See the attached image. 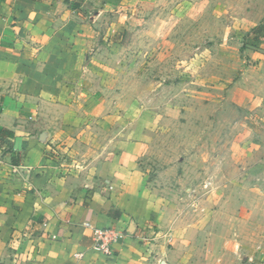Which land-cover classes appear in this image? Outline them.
Here are the masks:
<instances>
[{
    "label": "crops",
    "instance_id": "obj_1",
    "mask_svg": "<svg viewBox=\"0 0 264 264\" xmlns=\"http://www.w3.org/2000/svg\"><path fill=\"white\" fill-rule=\"evenodd\" d=\"M82 5L0 0V129L10 132L0 134V264H188L200 227L171 189L149 188L139 162L149 115L134 100L109 110L88 76L69 78L65 57L81 56L92 30V16L75 14ZM257 131L247 157L263 174L264 124ZM95 227L122 233L110 255L92 248Z\"/></svg>",
    "mask_w": 264,
    "mask_h": 264
},
{
    "label": "rangeland",
    "instance_id": "obj_2",
    "mask_svg": "<svg viewBox=\"0 0 264 264\" xmlns=\"http://www.w3.org/2000/svg\"><path fill=\"white\" fill-rule=\"evenodd\" d=\"M70 1L93 18L69 78L88 76L109 110L134 100L149 115L139 162L200 227L188 264H264V173L247 157L264 124V38L252 44L264 0Z\"/></svg>",
    "mask_w": 264,
    "mask_h": 264
},
{
    "label": "built area",
    "instance_id": "obj_3",
    "mask_svg": "<svg viewBox=\"0 0 264 264\" xmlns=\"http://www.w3.org/2000/svg\"><path fill=\"white\" fill-rule=\"evenodd\" d=\"M93 233V243L92 248L98 252L103 253L104 255H110L112 252V245L116 241V239L122 236V233L113 228V227H103L97 228L95 227L92 230ZM249 263L252 264V259L248 260Z\"/></svg>",
    "mask_w": 264,
    "mask_h": 264
},
{
    "label": "trees",
    "instance_id": "obj_4",
    "mask_svg": "<svg viewBox=\"0 0 264 264\" xmlns=\"http://www.w3.org/2000/svg\"><path fill=\"white\" fill-rule=\"evenodd\" d=\"M254 38L257 40L256 42L253 41L252 44L259 42L260 38H264V21H262L259 25H257L253 29ZM254 46V45H253ZM0 134L9 135L10 132L6 131L5 129H0Z\"/></svg>",
    "mask_w": 264,
    "mask_h": 264
}]
</instances>
